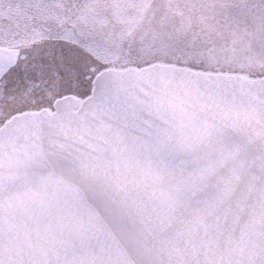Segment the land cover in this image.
<instances>
[{"label":"snow or ice","instance_id":"obj_1","mask_svg":"<svg viewBox=\"0 0 264 264\" xmlns=\"http://www.w3.org/2000/svg\"><path fill=\"white\" fill-rule=\"evenodd\" d=\"M0 264H264V0H0Z\"/></svg>","mask_w":264,"mask_h":264}]
</instances>
